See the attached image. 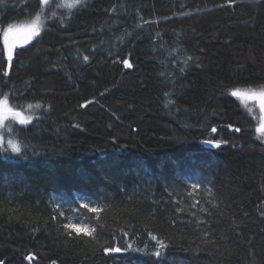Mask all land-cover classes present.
<instances>
[{
    "label": "trees",
    "instance_id": "16d2710c",
    "mask_svg": "<svg viewBox=\"0 0 264 264\" xmlns=\"http://www.w3.org/2000/svg\"><path fill=\"white\" fill-rule=\"evenodd\" d=\"M49 5L0 0V264H264V0Z\"/></svg>",
    "mask_w": 264,
    "mask_h": 264
},
{
    "label": "rangeland",
    "instance_id": "374dc122",
    "mask_svg": "<svg viewBox=\"0 0 264 264\" xmlns=\"http://www.w3.org/2000/svg\"><path fill=\"white\" fill-rule=\"evenodd\" d=\"M41 1L44 6L43 0ZM39 23L40 17L37 16L34 19L20 21L4 29L2 39L4 52L5 55H7L8 59H10L9 56L10 54H12L15 48L28 44L40 33L42 25ZM9 29H11V31H9ZM8 62H10V60ZM233 91L248 94L246 96L237 97L241 100L244 107L255 114L257 121L255 128L256 135L259 141L264 145V130H262L264 129V106H262L264 105V96L260 95L261 93H264V89L238 87ZM253 93H255L256 95H252ZM9 120H13L17 123H22V121L24 122L22 115L18 111L10 109L7 104V100L4 99L2 100V102H0V127L2 129V135L0 138L1 142L5 141L4 134L7 131L14 130V134L16 135V125H8Z\"/></svg>",
    "mask_w": 264,
    "mask_h": 264
},
{
    "label": "snow or ice",
    "instance_id": "6c2138e0",
    "mask_svg": "<svg viewBox=\"0 0 264 264\" xmlns=\"http://www.w3.org/2000/svg\"><path fill=\"white\" fill-rule=\"evenodd\" d=\"M77 2H79V0H77ZM43 3H44L45 5L50 6V5H49V0H43ZM9 31H11V29H9ZM85 59H87V57H85ZM233 95H234V96H246V95H248V94H247V93L233 92ZM252 95H256V94L253 93ZM260 95H261V96H264V93H261ZM262 106H264V105H262ZM22 123H23V121H22ZM262 130H264V129H262ZM236 131H239V129H236ZM209 143H211V141H209ZM217 146H219L218 143H217ZM13 149H14V151L17 152V153L20 152V148H19L18 146H16V145H13ZM194 186H195V185H194ZM82 207H83V208H89V205H88V204H83ZM99 210H100V209H97V208H94V207L90 209V211H92V212H97V211H99ZM66 226L69 227V228H75V229H77L78 231H79V230H82V226H78V225H76V224H70V225H66ZM116 251H120V249H116ZM156 256H160V253H156Z\"/></svg>",
    "mask_w": 264,
    "mask_h": 264
},
{
    "label": "water",
    "instance_id": "95a60500",
    "mask_svg": "<svg viewBox=\"0 0 264 264\" xmlns=\"http://www.w3.org/2000/svg\"><path fill=\"white\" fill-rule=\"evenodd\" d=\"M10 58L12 57V54H10V56H9ZM9 68V67H8Z\"/></svg>",
    "mask_w": 264,
    "mask_h": 264
},
{
    "label": "flooded vegetation",
    "instance_id": "af4514ba",
    "mask_svg": "<svg viewBox=\"0 0 264 264\" xmlns=\"http://www.w3.org/2000/svg\"><path fill=\"white\" fill-rule=\"evenodd\" d=\"M255 134H256V130H255ZM257 136V135H256Z\"/></svg>",
    "mask_w": 264,
    "mask_h": 264
}]
</instances>
